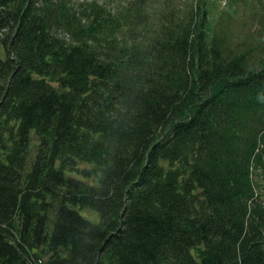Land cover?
Wrapping results in <instances>:
<instances>
[{"label":"trees","instance_id":"1","mask_svg":"<svg viewBox=\"0 0 264 264\" xmlns=\"http://www.w3.org/2000/svg\"><path fill=\"white\" fill-rule=\"evenodd\" d=\"M0 41V264H264V0H0Z\"/></svg>","mask_w":264,"mask_h":264},{"label":"rangeland","instance_id":"2","mask_svg":"<svg viewBox=\"0 0 264 264\" xmlns=\"http://www.w3.org/2000/svg\"><path fill=\"white\" fill-rule=\"evenodd\" d=\"M224 4H226V2H223L222 1V4H219L218 1H217V6L218 8L216 9H213L215 12H219L221 11L223 8H226L227 6H225ZM237 18H241V17H234L232 18V20L229 22L231 23V26H233L234 28L236 29H243V30H247L245 28H242L240 26V22L243 21V19H237ZM246 19H250L247 15L244 16V20ZM242 30V32L244 33V31ZM6 56V51H5V48L4 46L2 45L1 41H0V57H5ZM79 210V212L81 213L82 216H84L85 218L87 219H90L94 222H98L100 220V214H99V211L92 208V207H79L77 208Z\"/></svg>","mask_w":264,"mask_h":264}]
</instances>
